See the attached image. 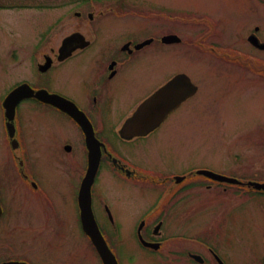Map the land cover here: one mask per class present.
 I'll use <instances>...</instances> for the list:
<instances>
[{"label":"rangeland","instance_id":"obj_1","mask_svg":"<svg viewBox=\"0 0 264 264\" xmlns=\"http://www.w3.org/2000/svg\"><path fill=\"white\" fill-rule=\"evenodd\" d=\"M159 1L197 14L188 16L199 17L202 15L200 13H206L217 20V25L212 21L214 27L209 28L206 35H199L198 31L202 27L197 24L187 23V26H182L179 21L161 19H152L151 24L142 19V28L135 27L137 31L133 28L118 29L111 35L113 38L121 32H135L137 38H143L167 30L184 32L186 41L182 44H163L156 41L126 60L131 61L132 66L148 64L159 70L170 66L173 71L184 70L201 88L194 105L188 104L191 110H183L175 116H178L176 119L169 121L163 130L146 142L149 148L129 147L126 152L136 159L139 156L146 165L167 171L174 169L195 174L200 168H215L223 174L242 180L243 184H230L228 190H224L222 186L209 189L199 182L207 183L202 175L191 176L186 182L190 181L188 188L173 194L158 211L156 219H150L151 222L155 221L153 225L161 219L164 221L163 234L158 237L162 239L165 236L168 239L166 248L161 250L166 255L142 246L137 234L139 220L154 205L159 194L164 193V186L155 188L145 181L137 184L114 177L110 169L104 170L93 189L99 221L108 232L112 231L117 235L116 238L106 236L120 264H193L181 254L183 235L193 233L213 243L232 264H264V191L248 185L249 181L264 182V74L257 75L245 68L225 67L223 60L210 55L228 58L229 54L220 55L215 48L230 53L232 45L241 50L256 51L246 36L264 16L255 10L256 0ZM28 13H9V19L13 21H8L11 26L8 29L5 27L6 31L16 27L21 33V30L27 29L44 30L55 16L51 12V16H47V13L43 20L34 21L33 18V22H30L26 19ZM116 22H109V27L112 28ZM261 35L264 39V32ZM103 42L109 43L107 40ZM202 46L209 50L212 48L213 52L207 54ZM27 64L25 61L23 65ZM258 65L255 69L262 70L261 64ZM5 80L6 76L0 74V92L5 89V84L10 83ZM80 89L79 86L73 91L80 93ZM2 98L0 96V177L3 174L18 173L16 161L5 140ZM193 106L196 107L195 111H192ZM182 124L184 127L179 129ZM69 126L72 127L71 124ZM100 134L106 136L103 132ZM68 135L72 140V149L67 153L63 152V162L58 170L50 161V148L42 142L38 145L42 162H39L37 172L46 181L45 189L65 196V206L73 209V194L87 165V151L82 135L72 131ZM111 145L119 151L123 150L118 139ZM154 171L157 174L156 169ZM4 193L5 203L10 207V216L0 221L2 239L19 238L23 242L36 245L37 236L42 237L43 232L46 240L40 239L36 256L44 258L45 262H52L48 257H54L68 259L70 264H102L90 240L80 226L73 224L72 219L70 223L61 225L54 234L55 231H51L46 225L47 222H36L37 218L27 216L28 204L24 202V192L20 187ZM102 203L113 208L115 219L121 224L120 231H115L107 223L103 211L100 210Z\"/></svg>","mask_w":264,"mask_h":264},{"label":"flooded vegetation","instance_id":"obj_2","mask_svg":"<svg viewBox=\"0 0 264 264\" xmlns=\"http://www.w3.org/2000/svg\"><path fill=\"white\" fill-rule=\"evenodd\" d=\"M254 5L255 10L264 16V0H256ZM19 11H28L26 19L30 22H33L31 21L33 18H35L34 21L43 20L45 18L43 16L47 13V16H51V12L55 13V16L47 29L44 30L36 31L35 28L30 31L27 29L26 31L21 30V33L16 27L6 31L5 27L8 29L11 26L8 21H13L9 19V13ZM188 15H196V12H190L184 8H175L173 5H168L159 0H0V74L6 76V82H10L5 84V89L0 92V96H3L1 106L4 115L5 140L14 156L18 171L16 174H3L0 177L1 205L3 208L0 215L1 222L10 216V207L5 203L4 192L20 187V190L24 192V202L28 204L27 216L37 218L36 222L41 221L44 224L47 222L46 225L51 228V231H55L54 234L61 225L70 223V219L76 227H81L78 193L84 174L75 194H73L74 208L68 209L65 206L67 205L65 196L60 193L56 194L51 189H45L46 181L37 172V166L39 162H42L37 147L42 142L44 146L50 148L48 152L50 161L58 170L63 162L61 161L63 152L67 153L72 149L70 145L72 140L68 132L72 131L74 134L82 135L87 151L85 132L81 125L68 113L51 103L40 100L36 95L29 96L27 91L25 94L28 95L22 97L17 104L13 120L14 137H10L3 102L10 92L23 84H28L35 94L45 90L49 93L62 95L74 101L88 116L96 137L102 143V158L95 184L100 174L104 170L109 171L110 169L114 177L134 181L137 184L145 181L155 188L164 186V193L159 194L154 205L151 206L153 208L150 210L151 207H149V211L147 210L152 218H156L158 211L168 202L169 197L178 194L185 187L188 188L190 181L186 182L194 175L193 172L174 169L167 171L162 168L151 167L143 163L139 156V160L129 156L126 148H149L150 146L146 142L163 130L169 121L176 119L178 116H175L183 110H191L188 108V104L194 105V100L201 93L200 85L197 82L192 79L197 84V91L180 103L155 129L145 135L129 138L123 137L120 131L126 120L144 100L167 84L178 73H187L184 70L173 71L171 66L160 70L148 64L132 66L131 61L126 60V58L137 55L156 41L168 44L162 40L168 34H179L182 41L171 44H182L184 32L167 30L161 34L143 38H137L134 35L135 32L127 34L121 32L111 38V35L118 29L133 28L134 31H137L138 26H141L140 20L142 19L151 24L152 19H161L176 20L182 26H187V23L195 25L188 18ZM199 15L201 16L197 26L202 28L200 27L201 30L198 32L201 33L200 35H206L205 32L214 27L212 21H215L217 25V20L206 13ZM30 16L32 17L29 18ZM111 21H117L112 28L108 25ZM258 21L260 22L249 30L246 36L247 40L252 33H256L260 40L264 41L261 35L264 32V18ZM119 22L121 23L118 24ZM143 27L147 30L144 24ZM72 35L74 37L64 46L65 41ZM147 39L153 40L137 48L138 44ZM103 40H107L109 43L103 42ZM249 44L256 51L241 50L232 45L229 52L233 55L229 54L230 57L228 58L210 54L213 52L212 48L211 50L207 47L205 49L203 46L202 48L207 54L223 60L225 67L245 68L254 73V69L259 66L258 64H261L262 69L264 67V50L250 42ZM66 51L69 52L64 55ZM226 54L224 53V55ZM242 56L244 59L239 60L238 58ZM25 61L28 63L27 66L23 65ZM183 85L180 83L178 88L185 90ZM79 86L81 88L80 93L73 91ZM195 110L196 107L193 106L192 111ZM183 127L182 124L179 129ZM63 128L64 132H62ZM54 130H56L55 133ZM101 132L105 133L106 136L100 134ZM117 139L123 147L121 151L112 145L110 146ZM154 169H156L157 174H155ZM210 170L223 173L215 168H210ZM155 175H158L161 178L160 181H164L165 184L158 185L155 183ZM178 176H184V179L177 182ZM202 176L207 181V183L199 181L202 185L204 184L209 189L220 188L222 182L206 175ZM227 188V186L223 187L224 190ZM107 205L106 203L100 204V210L103 211L107 223L120 229L121 224L115 219L113 208L108 205L112 211V219L107 211ZM94 210L97 215L95 206ZM152 213L154 214L152 215ZM97 219L99 221L98 216ZM1 222L0 227H2ZM99 223L101 222L99 221ZM153 223H149V226H145L143 229L146 239L160 242L161 245L157 249L147 248L162 253L161 250L167 246V239H159L158 235L161 230H156V224L153 225ZM183 237L181 254L183 257L186 256L190 263L232 264L213 243L205 238L195 233L184 234ZM40 239L46 240L43 232L42 237L37 236L36 245L23 242L19 238L6 240L0 237V264L7 262L14 264H70L68 259L48 257L52 262L47 263L44 258L37 257L36 248Z\"/></svg>","mask_w":264,"mask_h":264},{"label":"water","instance_id":"obj_3","mask_svg":"<svg viewBox=\"0 0 264 264\" xmlns=\"http://www.w3.org/2000/svg\"><path fill=\"white\" fill-rule=\"evenodd\" d=\"M163 40L165 42L180 41V37L177 35H167ZM260 46L264 47V44H261ZM180 83L184 84L183 86L185 90H179L178 92L176 90V86ZM23 89H25V86H20L15 91L10 93L4 101L6 115L9 119L8 126L11 135H13V124L11 121L15 116L16 104L23 96ZM195 89L196 85L193 84L191 79L186 74L178 75L169 84L159 89L158 92L153 94L139 106L137 111L124 125V128L122 129V135L131 137L133 135L146 134L148 131L158 126L179 102L187 98L189 95H192ZM37 95L43 100L53 102L63 110L67 111L84 128L87 137V145L89 148V165L79 191V205L81 208V220L83 228L84 231L90 236L104 264H119L115 254L109 247L99 228L92 208V186L95 182L101 159L100 143L95 138L92 125L86 115L80 111L73 102L62 98L61 96L49 94L46 91H41L37 93ZM200 172L212 173L206 170H200ZM212 175L219 177L221 180L226 179L233 182H239V180L234 178H228L213 173ZM249 185H252L257 189L264 190V183L251 181L249 182ZM140 237L144 244H149L144 241L142 235H140Z\"/></svg>","mask_w":264,"mask_h":264}]
</instances>
